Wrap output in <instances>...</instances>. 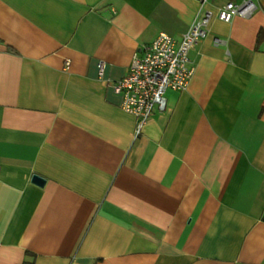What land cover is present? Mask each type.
<instances>
[{"label": "crops", "instance_id": "0c3cea01", "mask_svg": "<svg viewBox=\"0 0 264 264\" xmlns=\"http://www.w3.org/2000/svg\"><path fill=\"white\" fill-rule=\"evenodd\" d=\"M227 1L0 0V264H264V0ZM206 9L138 131L114 82Z\"/></svg>", "mask_w": 264, "mask_h": 264}, {"label": "built area", "instance_id": "2783aa9c", "mask_svg": "<svg viewBox=\"0 0 264 264\" xmlns=\"http://www.w3.org/2000/svg\"><path fill=\"white\" fill-rule=\"evenodd\" d=\"M258 6L257 0H228L219 9L218 17L225 21L236 14L251 17ZM211 15L206 9L180 37L161 30L141 53H135L127 72L114 82L121 108L135 115L138 131L156 111L166 109L168 89L188 86L194 71L189 51L207 34Z\"/></svg>", "mask_w": 264, "mask_h": 264}, {"label": "water", "instance_id": "95a60500", "mask_svg": "<svg viewBox=\"0 0 264 264\" xmlns=\"http://www.w3.org/2000/svg\"><path fill=\"white\" fill-rule=\"evenodd\" d=\"M32 179H33V181H38L39 183H42L44 180L43 177H41L40 175H37V174H34Z\"/></svg>", "mask_w": 264, "mask_h": 264}, {"label": "trees", "instance_id": "16d2710c", "mask_svg": "<svg viewBox=\"0 0 264 264\" xmlns=\"http://www.w3.org/2000/svg\"><path fill=\"white\" fill-rule=\"evenodd\" d=\"M23 264H32V263H29V262H24Z\"/></svg>", "mask_w": 264, "mask_h": 264}]
</instances>
